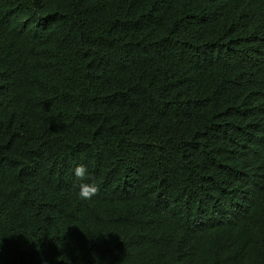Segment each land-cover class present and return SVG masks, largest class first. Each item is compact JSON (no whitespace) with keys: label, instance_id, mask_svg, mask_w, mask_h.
<instances>
[{"label":"trees","instance_id":"obj_1","mask_svg":"<svg viewBox=\"0 0 264 264\" xmlns=\"http://www.w3.org/2000/svg\"><path fill=\"white\" fill-rule=\"evenodd\" d=\"M0 264H264V0H0Z\"/></svg>","mask_w":264,"mask_h":264},{"label":"clouds","instance_id":"obj_2","mask_svg":"<svg viewBox=\"0 0 264 264\" xmlns=\"http://www.w3.org/2000/svg\"><path fill=\"white\" fill-rule=\"evenodd\" d=\"M73 176L79 181L77 195L81 200H91L100 191V185L92 178L88 166L85 163H78L72 169Z\"/></svg>","mask_w":264,"mask_h":264}]
</instances>
